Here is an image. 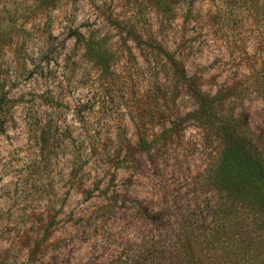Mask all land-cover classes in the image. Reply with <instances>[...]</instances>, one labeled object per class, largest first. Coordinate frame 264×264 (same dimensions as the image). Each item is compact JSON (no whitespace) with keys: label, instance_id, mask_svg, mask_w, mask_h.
<instances>
[{"label":"rangeland","instance_id":"1","mask_svg":"<svg viewBox=\"0 0 264 264\" xmlns=\"http://www.w3.org/2000/svg\"><path fill=\"white\" fill-rule=\"evenodd\" d=\"M41 2L0 0V264H112L134 226L214 202L203 176L216 146L186 117L196 102L165 52L203 91L229 89L223 112L264 147V0ZM255 229L234 253L223 245L229 264H264Z\"/></svg>","mask_w":264,"mask_h":264},{"label":"trees","instance_id":"2","mask_svg":"<svg viewBox=\"0 0 264 264\" xmlns=\"http://www.w3.org/2000/svg\"><path fill=\"white\" fill-rule=\"evenodd\" d=\"M41 1L47 5L52 0ZM107 22L123 30L131 39L140 41L141 37L129 22L111 16H107ZM3 35L4 32H0V38ZM91 42L87 44L89 53L94 49ZM164 55L176 80L196 102L195 109L186 117L198 121L205 129L206 138L216 146L203 176V183L215 196L214 202L208 209L177 214V220L170 223L146 222L147 229L143 230L141 240L139 236L143 231L138 232L134 226V233L128 234L126 247L116 250L112 264H229L223 255L227 254V247L223 245H229L234 253L242 239L255 240V226L264 224V147L254 142L241 113L223 112L224 101L230 96L227 94L229 89L210 95L202 90L200 79L186 74L185 67L175 56L166 52ZM102 58L97 60L99 64L104 61ZM7 103L6 93L1 92L0 124L9 109ZM178 124L173 121L171 131ZM141 147L149 145L143 143ZM94 196L88 192L85 200ZM117 197L115 194L109 200L116 203ZM137 202L140 209L146 211L143 204ZM88 217L95 219L96 215ZM163 217L159 215L153 219ZM201 218L204 221L199 220ZM97 259L92 256L85 264L94 260L96 264Z\"/></svg>","mask_w":264,"mask_h":264}]
</instances>
